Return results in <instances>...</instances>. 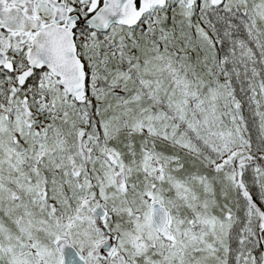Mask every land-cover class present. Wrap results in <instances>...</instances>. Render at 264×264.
<instances>
[{
  "label": "snow or ice",
  "instance_id": "6c2138e0",
  "mask_svg": "<svg viewBox=\"0 0 264 264\" xmlns=\"http://www.w3.org/2000/svg\"><path fill=\"white\" fill-rule=\"evenodd\" d=\"M0 264H264V0H0Z\"/></svg>",
  "mask_w": 264,
  "mask_h": 264
}]
</instances>
